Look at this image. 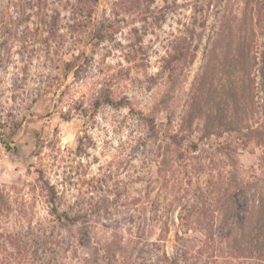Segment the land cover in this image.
<instances>
[{
	"label": "rangeland",
	"instance_id": "1",
	"mask_svg": "<svg viewBox=\"0 0 264 264\" xmlns=\"http://www.w3.org/2000/svg\"><path fill=\"white\" fill-rule=\"evenodd\" d=\"M50 1L63 7L69 0ZM255 2L99 0L86 27L78 32H71L70 27L62 29L66 41L61 48L52 47V60L39 53L27 60L22 54V39L28 23L18 26L17 11L9 7L12 2L0 0V122L8 134L23 123L13 138L15 150L6 151L0 140V188L10 203V209L0 217V229L13 228L20 220L34 230L56 225V264H107L98 240L103 242L113 235L131 239L142 231L146 245L157 241L161 224L153 217L159 209L163 219L169 215L170 225L159 254L165 251L173 257L180 197L186 189L195 190L198 184L204 187L210 179L225 181L231 167L221 155L207 156L206 150L216 148L213 140L201 144L200 152L189 154L186 169L175 162L181 148L170 147L167 134L175 133L180 124L179 117L194 80L205 66L206 52L222 17L235 27L237 38L238 27ZM91 6L90 2L85 7ZM147 7L151 12L146 23L142 19ZM196 8L203 27L196 28L195 58L178 72L173 83L167 82L163 71L171 42L182 36L183 24L190 22ZM68 14L63 12V17ZM38 31L36 48L40 50L41 40L48 37L47 29L30 22L27 32L33 36ZM228 43L229 39L212 55L213 65L223 60ZM139 45L146 50L144 55L136 51ZM73 62L77 63L75 70L67 72L66 63ZM103 94L117 104L96 109L94 104ZM166 109L175 115L170 131ZM146 117L156 118L157 136L150 135L143 120ZM192 139L197 141L198 134ZM80 146L83 156L77 154ZM186 147L182 148L185 153ZM259 153L241 152L237 156L241 170L250 174ZM37 168L58 184L65 208L73 207L72 217L86 212L90 217L77 222L56 221L49 214ZM99 175L109 179L106 189L110 192L104 188V192L89 194L88 180ZM106 197H110V210L92 215L94 203ZM143 204L148 208L145 213ZM186 239L184 245L196 256L192 264H226L219 243L213 245L199 232ZM133 255L136 261L137 251ZM212 255L218 256L216 260Z\"/></svg>",
	"mask_w": 264,
	"mask_h": 264
},
{
	"label": "trees",
	"instance_id": "2",
	"mask_svg": "<svg viewBox=\"0 0 264 264\" xmlns=\"http://www.w3.org/2000/svg\"><path fill=\"white\" fill-rule=\"evenodd\" d=\"M23 1L24 4H20V0H10L12 3L9 7L17 11L18 26L28 23L25 25L24 41L22 39V54L27 60H33L31 56L34 53L52 60V47L61 48L66 41L62 29L70 27L71 32H78L86 27L85 22H92L95 8L99 4V0H69L63 7H59L50 0ZM90 2L93 6L85 7ZM198 11L196 8L190 22L183 24L182 36L171 42L163 71L167 82L173 83L178 72L195 58L193 44L196 28L203 27L197 16ZM63 12L69 13L68 16L63 17ZM148 12H151L150 7L146 8L143 15L142 20L146 23ZM162 15L165 16L164 13ZM222 18L216 36L206 52L205 66L190 89L179 117L180 124L175 133L167 134V138L170 147L181 148L174 160L183 164L186 169L189 168L192 156L189 154L200 152L201 144L215 140V150L209 148L205 152L209 158L221 155L228 160L231 167L228 177L225 181L210 179L204 187L198 184L195 190L186 189L185 195L180 197L179 224L175 233L177 245L173 257L165 251L162 255L159 254L164 250L162 244L170 233V225L169 215L163 219L158 215V209L154 211L156 216L153 217L154 222L161 224L162 233L157 241L146 245L147 240L142 231L131 239L113 235L103 242L98 240L107 264H118L121 260L122 264H192L196 256L184 244L189 234L198 232L204 234L206 240L213 245H221V250L226 254V264H264V0H256L255 5L246 13L238 27L237 38H234L235 27L225 16ZM30 22L47 29L48 37L41 40L43 47L40 50L36 48V44L40 43L39 31L33 36L27 32ZM147 28L145 25V29ZM139 37L144 42V37ZM228 39L230 43L223 49V60L213 65L212 55ZM142 46L136 47V51L144 55L146 50ZM76 66V62L66 63L65 68L67 72H71ZM116 104L111 96L103 94L94 106L99 109L104 105ZM166 116L167 128L169 131L173 130L175 115L166 109ZM143 120L150 135L157 136L156 118L146 117ZM22 126L23 123L20 122L13 133L8 134L0 122V140L6 151L16 149L13 138ZM194 133L198 134L197 141L192 139ZM186 144L187 153L182 150ZM256 150L260 152L258 163L247 174L248 172L241 170L237 156L241 152L254 154ZM83 152L84 148L80 146L78 156H83ZM196 156L199 158V155ZM164 164L168 163L164 161ZM36 172L46 195L49 214L56 221L77 222L90 217L88 212L72 217L73 207L65 208L67 203L58 191V184L49 180L43 169L37 168ZM108 186L109 179L105 175L88 180L89 194L104 192V188ZM114 199L118 200L119 197ZM110 205V197L99 199L94 203L91 214L99 216L105 210L108 212ZM142 206L145 213L147 207L145 204ZM9 209V200L0 188V217ZM23 222L24 220L16 222L13 228L0 229V264H25L28 260L31 264H56L54 246L58 244L55 239L58 235L57 226H43L34 230L31 226L25 227ZM136 251L134 261L133 254ZM217 257L214 255L212 259L216 260Z\"/></svg>",
	"mask_w": 264,
	"mask_h": 264
}]
</instances>
